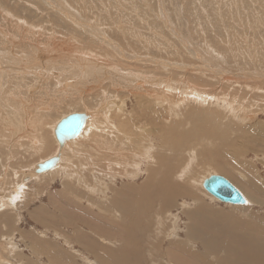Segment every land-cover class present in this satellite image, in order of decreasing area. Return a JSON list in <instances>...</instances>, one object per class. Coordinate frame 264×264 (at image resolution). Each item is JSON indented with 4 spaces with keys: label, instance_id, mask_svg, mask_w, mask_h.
<instances>
[{
    "label": "rangeland",
    "instance_id": "rangeland-1",
    "mask_svg": "<svg viewBox=\"0 0 264 264\" xmlns=\"http://www.w3.org/2000/svg\"><path fill=\"white\" fill-rule=\"evenodd\" d=\"M130 66L134 70H129ZM186 67L191 68L187 78L182 72ZM201 68L208 71L202 79ZM222 72L234 82L252 87L230 89L211 79L221 81L218 74ZM263 75L264 0H0V180L7 183L0 181V200L5 198L0 201V264H55L58 256L69 264H177L170 254L187 262L198 257L210 260L209 264H217L216 258L222 264H242L249 261L244 257L245 246L254 249L256 259L262 258L257 248L264 247ZM171 87L177 91L171 92ZM198 91L202 95L195 93ZM197 95L217 102L201 108ZM233 95L238 96L230 99ZM252 95L256 101L250 100ZM240 98L246 100L240 102ZM157 102L164 106H155ZM105 106L112 111L106 117ZM153 108L158 114L150 115ZM75 113L90 117L82 135L92 134L87 143L80 140L59 149L53 129ZM113 113L122 116V127L129 126V119L147 125L150 117H161L163 124L169 117V130L175 124L179 127L174 135L193 130L188 120L194 114L204 117L214 113L218 119L201 125L202 129L214 126L220 132L217 142L192 131L189 136L197 139L183 143L194 145L191 148L197 154L191 169H183L190 149L171 154L178 160L170 171L172 191L165 210L160 207L167 193L158 182L149 188L151 199L159 201L154 208L145 202L139 205L140 199L129 191L133 185H146L148 163L162 150L159 137L147 140L151 143L149 162L144 160L137 176L133 175L136 159L129 135V148L113 152L103 145L104 152L97 149L100 153L91 149L114 131ZM198 118L195 115L193 119ZM185 120L184 126L178 124ZM245 127H249L251 139L240 132ZM93 133H103L104 138H93ZM171 141L172 137L166 136L161 146L169 147ZM132 145L143 148L144 144ZM208 148L207 156L203 153ZM59 152H63L64 174L53 172L54 167L35 174L39 163ZM237 163L246 165L240 166L243 171ZM31 170L37 178L24 175ZM214 175L229 180L248 204L227 205L207 193L203 183ZM17 188V198L11 204L10 196ZM111 201L125 211L119 214L111 208L109 215L106 209ZM2 203L9 209L4 211ZM89 205L94 211L88 212ZM93 212L105 216L100 219L102 224L93 218ZM95 227L98 235L91 231ZM44 240L50 244L47 255L34 256V243ZM175 243L181 247L173 246ZM157 246L160 258L154 251ZM206 249L211 256L205 254Z\"/></svg>",
    "mask_w": 264,
    "mask_h": 264
},
{
    "label": "bare ground",
    "instance_id": "bare-ground-1",
    "mask_svg": "<svg viewBox=\"0 0 264 264\" xmlns=\"http://www.w3.org/2000/svg\"><path fill=\"white\" fill-rule=\"evenodd\" d=\"M221 6V5H220ZM228 6V5H227ZM236 6V5H235ZM206 11V10H205ZM50 14V13H49ZM201 22V21H200ZM236 24V23H235ZM157 29V28H156ZM226 29V28H225ZM160 30V29H159ZM159 32V31H158ZM229 35V34H228ZM75 37V36H74ZM173 39V38H172ZM175 39V38H174ZM81 40V39H80ZM195 40V39H194ZM77 41H79V40H77ZM207 41V40H206ZM80 42H82V41H80ZM189 42V41H188ZM83 44V43H82ZM174 44V43H173ZM176 44V43H175ZM224 44V43H223ZM188 45V44H187ZM193 45V44H192ZM197 46V45H196ZM191 47H193V46H191ZM194 48V47H193ZM192 49V48H191ZM195 49V48H194ZM211 49V48H210ZM39 50V49H38ZM41 50V49H40ZM207 50V49H206ZM189 51V50H188ZM195 51V50H194ZM198 51H200V49H198ZM207 51H209V50H207ZM196 52V51H195ZM202 52V51H201ZM211 52V51H210ZM48 53V52H47ZM54 55V54H53ZM202 55V54H201ZM214 55V54H213ZM197 56H198V54H197ZM50 57V56H49ZM208 57V56H207ZM210 57V56H209ZM215 57V56H214ZM198 59V58H197ZM199 59H200V57H199ZM198 59V60H199ZM183 61V60H182ZM197 61V60H196ZM172 62H174V61H172ZM185 62V61H184ZM199 62V61H198ZM155 63H158V62H156L155 61ZM178 63V62H177ZM161 64H163V63H161ZM179 64V63H178ZM177 64V65H178ZM182 64V63H181ZM198 64V63H197ZM158 65H160V63L158 64ZM164 65H165V63H164ZM163 65V66H164ZM167 65V64H166ZM172 65V63L170 62V65L169 66H171ZM174 65V64H173ZM176 65V66H177ZM221 65V64H220ZM83 66H84V64H83ZM121 66H123V65H121ZM126 66V65H125ZM168 66V65H167ZM166 66V67H167ZM180 66H183V64L182 65H180ZM180 66H177V70H178V67H180ZM185 66V65H184ZM187 66V65H186ZM216 66H218L217 64H216ZM172 67V66H171ZM203 67V66H202ZM130 68L131 69H129V70H134L133 68L134 67H131L130 66ZM135 68H137V66L135 67ZM170 68V67H169ZM174 68V67H173ZM190 68V67H189ZM196 68V67H195ZM199 68V67H198ZM218 69L219 68H221V67H217ZM222 68H224V67H222ZM231 68V67H230ZM126 69V68H125ZM164 69H165V67H164ZM191 69V68H190ZM190 69H187V67L182 71L183 72V75H185L186 76V78H187V76H191L190 75ZM200 69V68H199ZM198 69V70H199ZM202 69V68H201ZM217 69V70H218ZM163 70V69H162ZM180 70V69H179ZM179 70L177 71L178 73H179ZM194 70V69H193ZM197 70V71H198ZM203 71H201V72H204V73H201L200 72V78L202 79V76L204 77V75L208 72H206L205 73V71H206V68H205V71H204V69H202ZM139 71H141V70H139ZM221 71V70H220ZM247 71V70H246ZM164 72H166V71H164ZM169 72H171L170 70H169ZM196 72V69L194 70V73ZM199 72V71H198ZM172 73H173V71H172ZM175 73V72H174ZM189 73V74H188ZM141 74V73H140ZM197 74H199V73H197ZM125 75V74H124ZM143 75V74H142ZM168 75V74H167ZM219 75V77L222 79L221 81H219L218 79L216 80L215 78H217V77H215V76H218ZM218 75H215L214 77L215 78H211V79H213L214 81H217L218 83H221L223 86H225V87H230V89H235V88H243V87H245V88H251L252 86H250V85H248V84H246V86L244 85V83H240V82H234V81H236V80H233L232 79V77L231 76H229L226 72H222L221 74H218ZM253 75V74H252ZM174 76V75H173ZM176 76V75H175ZM181 76V75H180ZM195 76V75H194ZM206 76V75H205ZM182 77H184V76H182ZM247 77V73L246 74H244V79ZM260 77H261V75H260ZM263 77H264V75H263ZM173 78V77H172ZM197 78V77H196ZM195 78V79H196ZM236 78V77H235ZM165 79H167V78H165ZM169 79V78H168ZM184 79V78H183ZM182 79V80H183ZM200 79V80H201ZM231 79V80H230ZM239 79H240V77H239ZM185 80H183V82H184ZM190 81V80H189ZM203 81V80H202ZM260 81V80H259ZM167 82V81H166ZM165 82V83H166ZM173 82H174V79H173ZM186 82H187V79H186ZM191 82V81H190ZM226 82V83H225ZM163 83V82H162ZM179 83V82H178ZM225 83V84H224ZM262 83H264V82H262ZM261 83V84H262ZM167 84V83H166ZM175 84V83H174ZM177 84V83H176ZM209 84V83H208ZM257 84V83H256ZM161 85H163V84H161ZM171 85V84H170ZM193 85V84H192ZM219 85V84H218ZM254 86V85H253ZM159 87H161V86H159ZM167 87V86H166ZM169 87V86H168ZM163 88V87H162ZM165 88V87H164ZM166 90V89H165ZM169 90L172 92H174L175 90L177 91V89H175V88H169ZM168 90V91H169ZM196 90H198V89H196ZM167 91V92H168ZM164 92V91H163ZM199 92V91H198ZM198 92H195V93H197L198 95H202V94H200V92L198 93ZM169 93V92H168ZM202 93V92H201ZM164 94V93H163ZM227 94V93H226ZM161 95V94H160ZM159 95V96H160ZM169 95H170V93H169ZM198 95H197V97H198ZM228 95V94H227ZM151 96H153V95H151ZM182 96V95H181ZM226 96V95H225ZM238 95H233L232 97H230V99L232 98V99H235L236 97H237ZM161 97H162V95H161ZM166 96H164L163 98H165ZM170 97V96H169ZM215 97H219L218 95L217 96H215ZM171 98V97H170ZM172 98H173V96H172ZM171 98V99H172ZM185 98V97H184ZM256 97H255V95H252L251 97H250V100L252 101V100H254V101H256V99H255ZM144 99V98H143ZM149 99H151V98H149ZM198 101H199V103H200V100H201V108L203 107V106H211L212 105V103L214 102V104L217 102V100L215 99V98H213V97H210V96H205L204 98H203V96H201V97H198ZM145 100V99H144ZM185 100V99H184ZM191 100V99H190ZM225 100V99H224ZM244 100H246V99H244ZM243 100V98H240V100H238V101H240V102H242V101H244ZM174 101H176V100H174ZM178 101H179V99H178ZM183 101V100H182ZM182 101H180L181 103H182ZM186 101L188 102V100L186 99ZM186 101H184V102H186ZM196 101V100H195ZM194 101V102H195ZM250 101V102H251ZM146 103V102H145ZM163 103V102H162ZM196 103V102H195ZM147 105H148V102L146 103ZM154 104V103H153ZM152 104V105H153ZM167 104L169 105V102H167ZM207 104V105H206ZM142 105V104H141ZM155 106H164V105H161V104H158V102L157 103H155L154 104ZM167 105V106H168ZM173 105V104H172ZM171 105V106H172ZM177 105H179V104H177ZM151 106V105H150ZM152 107V106H151ZM199 107V106H198ZM111 108V107H110ZM105 110L104 111H106L105 112V114H104V116L106 115H108V113H109V107L108 106H105V108H104ZM162 109H165V107H163ZM188 110V109H187ZM120 111H121V109H120ZM144 111H145V109H144ZM163 111V110H162ZM112 111H110V113H111ZM158 114V111L156 110V109H151L150 110V115H156V113ZM109 113V114H110ZM75 114H81V113H75ZM83 114H85V113H83ZM93 114V113H92ZM97 114V113H96ZM99 114V113H98ZM115 116L113 117V118H115L116 119V122H114V123H112V127L114 128V131L113 130H111L112 132H110V133H108L107 134V138H105V140L104 141H101V142H96V147H89L88 145L89 144H87V146H86V149L88 150L89 148H91V149H93V150H95V152H97V153H100V152H104V147H105V149L106 150H109V151H113L114 152V150H119V149H122L123 147H127V145H126V142L128 143V141L126 140V137L129 135V137L131 138V140L129 141V144H130V149L131 150H133V152H135L134 153V155H132L135 159H136V161H135V163L132 165V167H133V175L134 176H137V171H139L140 170V168L142 167V164L144 163V160L145 161H147V162H149L148 160H149V158H148V156H149V154H150V151H149V149H150V142L149 141H147V140H149L150 139V141H151V138H153V137H159L160 138V140H161V144H163L164 143V137H166V136H170V137H172V141H171V145L169 146V147H164L163 145L161 146V144H160V147L162 148V150L159 152V153H156L155 154V157H154V159L153 160H155L154 162H152L153 160L151 159V161H150V163H148V166H147V169H146V171H147V174H148V178H147V181L145 182V184L146 185H143V186H141V187H139V186H136V185H133V186H131V187H129V191H130V193H131V196L132 197H135V198H139L138 200V204L139 205H142L144 202V204L145 205H151L152 207L153 206H155L156 204L158 205L159 203V201L157 200V199H151L152 197H150L149 196V194L151 193H149V191L151 190L152 191V189H149L150 188V186L154 183V185H155V183L156 182H158V187L160 188V189H164L165 190V192L167 193V198H164L163 200H161V202L163 201V204H164V206H161L160 208H161V211L162 210H165L163 207H165V208H168L167 206H166V204H165V202H166V200L170 197V195H171V191H172V181H171V178H170V171H171V168H172V165H173V163L174 162H176L178 159V156H172L171 157V154H179V152H180V149L181 148H184V150H189V152H188V155H187V159H186V162H185V166L183 167V169L184 170H186V169H191L190 168V163L193 161V160H195V158H197V154L195 153L196 151H194V149H192L191 147H193L194 145H190V144H183L184 142H186V141H188V140H190V141H192V140H195V139H197V136H195L194 135V138H192V137H190L189 136V133L190 132H192V131H196V132H198V133H201V134H204V136H205V140L207 139V140H210L211 139V141L213 140V141H215V138H219V134H220V132H218V131H216L215 129H214V126L213 127H210V128H205V129H202V127H201V125H203V123L204 122H207L206 124H208V121L210 122L211 121V123H212V120H214V121H218V119L216 118V116H215V114L214 113H207V115L208 114H211L212 116H213V118L211 117V118H209V115L207 116V115H205L204 117H203V115H201V114H194L193 116H191V118L188 120L190 123H192L193 125H194V128H193V130H191V131H189V132H182V133H180V134H178V135H174V131L175 130H177V129H179V127H177L176 126V122H174L173 124H175L174 125V127L172 128V129H170L169 130V128L167 127V125H166V122H168V118L169 117H166V119H164V124L159 120V119H156L155 117H150V119H151V121L149 122V124H147V125H145V122H143V121H134V122H131L130 120L131 119H129V126H127V127H122L120 124H119V121H120V118L122 117V116H118V114H115V113H113ZM186 114V113H185ZM214 114V115H213ZM71 115H74V114H71ZM87 115V114H86ZM95 115V114H94ZM146 115V114H145ZM149 115V114H148ZM162 115H164V114H162ZM195 115H198V119L197 120H195V119H193L194 117H195ZM70 116V115H69ZM80 116H83V117H85L86 118V116L85 115H80ZM105 116V117H106ZM165 116V115H164ZM189 116V115H188ZM187 116V117H188ZM68 117V116H67ZM67 117H65V118H67ZM94 117V116H93ZM95 117H97V116H95ZM94 117V118H95ZM163 117V116H162ZM207 117V118H206ZM65 118H63V119H65ZM93 118V119H94ZM189 118V117H188ZM62 119V120H63ZM124 119H127V118H124ZM61 120V121H62ZM96 120H97V118H96ZM200 120V121H199ZM60 121V122H61ZM92 120L90 119V121L89 122H91ZM111 121V120H110ZM133 121V120H132ZM172 122H173V120H171ZM187 120H185V121H183V122H178V124L180 125V126H184L185 125V122H186ZM60 122L58 123V124H56V126H55V128L53 129V132H54V136H55V130H56V128L58 127V125L60 124ZM93 122V121H92ZM92 122H91V124H92ZM88 123V122H87ZM96 124H97V122H95ZM171 123V122H170ZM107 125H109L108 123H106ZM105 124V125H106ZM111 124V123H110ZM172 124V123H171ZM93 125H95V124H93ZM140 125V126H139ZM144 126L145 127V130L143 129V128H140L141 126ZM148 125H151V129L149 130H147L146 129V126L148 127ZM100 126V125H99ZM142 126V127H143ZM172 126V125H171ZM204 126V125H203ZM210 126V125H209ZM86 127V126H85ZM96 127V126H95ZM108 127H110V126H108ZM87 128V127H86ZM106 128H107V126H106ZM111 128V127H110ZM85 129V128H84ZM84 129H83V131L82 132H84ZM88 129V128H87ZM89 129H90V127H89ZM92 129H94L93 128V126H92ZM96 130V129H95ZM98 130H100V129H98ZM102 130V129H101ZM105 130V129H104ZM138 130H140V132L138 131ZM143 130H144V132H143ZM87 131V130H86ZM92 131V130H91ZM103 131V130H102ZM107 132V131H106ZM139 132V133H138ZM143 132V133H142ZM169 132H171V133H169ZM240 132H242L243 134H245V136H247V138L249 137L248 135H249V132H250V129H249V127H245V128H243V129H240ZM91 134L92 133H90V136H91ZM82 133L78 136V138H76V139H73V140H66L62 145H60L59 143H58V141H57V143H58V146H59V149L61 148H64L67 144H70V143H77V142H79L80 140L84 143V141H86V139H87V137L89 136V134L87 133L86 134V132L82 135ZM191 135H192V133H191ZM251 135V134H250ZM89 136V137H90ZM105 136H106V134H105ZM200 136V135H199ZM202 136V135H201ZM88 137V138H89ZM97 137H100L101 139L102 138H104V134L103 133H93V138H97ZM252 137V136H251ZM55 138H56V136H55ZM187 138H190V139H187ZM209 138V139H208ZM246 138V137H245ZM250 138V137H249ZM179 139H181V140H179ZM204 139V138H203ZM251 139V138H250ZM57 140V139H56ZM97 140V139H96ZM95 140V141H96ZM98 140H100V139H98ZM210 141V142H211ZM92 142V141H91ZM90 142V143H91ZM93 142H94V140H93ZM132 142H134V143H136V144H140V142H143V146H141V147H143V148H140V147H133V145H132ZM198 142H200V141H198ZM215 142H217V141H215ZM220 142V141H219ZM86 143H87V141H86ZM212 144V143H211ZM216 144V143H215ZM217 144H219L220 145V143H217ZM93 145V144H92ZM103 145H104V147H103ZM118 145H120L121 146V148H118L117 146ZM68 147V146H67ZM66 147V148H67ZM129 147H127V148H129ZM214 147H216L217 148V146L215 145ZM212 148V147H211ZM58 149V150H59ZM97 149H100V152L97 150ZM92 150V151H93ZM126 150V149H125ZM124 150V151H125ZM197 150V149H196ZM202 150V149H201ZM204 150V149H203ZM211 149L210 148H208L207 150H205V152L203 153L204 155H207L208 156V152L210 151ZM89 151V150H88ZM15 152V151H14ZM63 152H65V151H63ZM63 152H61V154L63 153ZM18 153V152H17ZM132 153V152H131ZM199 153V152H198ZM61 154H60V152H59V154H58V156H56L55 158H53V160H55V159H57L56 160V163H55V166H54V169L55 170H53V172H60L61 171V174H64L65 173V168L62 166V164H61ZM115 154H117V151L115 152ZM120 155V154H119ZM118 155V156H119ZM125 155V154H124ZM127 155V154H126ZM125 155V156H126ZM130 156V155H129ZM51 157V156H50ZM91 157H93L92 155H91ZM116 158H117V156H116ZM119 158V157H118ZM126 158V157H125ZM69 159V158H68ZM127 159V158H126ZM47 160H49V159H47ZM47 160H45L44 162H46ZM111 160V159H110ZM113 161V160H112ZM126 161H128V160H126ZM43 162V163H44ZM108 163H109V165L110 166H113V163L111 162V161H107ZM43 163H39V165H38V168H37V170H34L35 171V174H40V173H38V170H39V166L41 165V164H43ZM132 163V162H131ZM81 167H82V164L80 163L79 164ZM237 165H238V168L241 170V168H240V166H242V165H244V164H240V163H237ZM237 165H236V167H237ZM216 166V165H215ZM218 166V165H217ZM231 166H233V165H230V167ZM245 167H246V165H244ZM31 167V166H30ZM131 167V168H132ZM33 168V167H32ZM83 168V167H82ZM127 168V167H126ZM130 168V169H131ZM220 168V167H219ZM88 170V168H83V170ZM233 169V168H232ZM237 169V168H236ZM238 169V170H239ZM247 169V168H246ZM249 169V168H248ZM59 170V171H58ZM90 170V169H89ZM108 170V169H107ZM109 170H110V167H109ZM235 170V169H234ZM34 171H26V173H24V175H29V178L31 177V178H33V179H35V178H37V176L36 175H34ZM111 171V170H110ZM161 171H162V176L161 177H159L158 175L161 173ZM237 171V170H236ZM241 171H243V169L241 170ZM249 171V170H248ZM253 171V170H252ZM82 172V171H81ZM89 172V171H88ZM109 172V171H108ZM112 172V171H111ZM137 172V173H136ZM240 172V171H239ZM238 172V173H239ZM254 172V171H253ZM52 173V172H51ZM61 174H59V175H61ZM254 174V173H253ZM256 174V173H255ZM22 175L23 174H21L20 175V180H22ZM252 175V174H251ZM214 176H219V175H214ZM231 176H233V175H231ZM114 177V176H113ZM222 177V176H221ZM3 178V177H2ZM135 178V177H134ZM254 179H256L255 177H253ZM27 179V178H26ZM7 180V179H6ZM103 180V179H102ZM227 180V179H226ZM1 181V180H0ZM16 181H17V175H16ZM16 181H14V182H16ZM229 181V180H228ZM1 182H5L4 180H2ZM89 182H91V180H89ZM103 182H104V180H103ZM106 182V181H105ZM105 182H104V187L105 188H107L106 190H109L110 189V187H107L106 185H105ZM230 182V181H229ZM6 183V182H5ZM11 183V182H10ZM132 183V182H131ZM133 183H135L134 181H133ZM231 183V182H230ZM7 184V183H6ZM148 184V185H147ZM108 185V184H107ZM263 185H264V182H263ZM6 186V185H5ZM203 186H204V183H203ZM234 186V185H233ZM12 187V186H11ZM152 187V186H151ZM156 187V186H155ZM154 187V188H155ZM235 187V186H234ZM21 188H22V186H21ZM166 188V189H165ZM236 188V187H235ZM15 189V188H14ZM205 189V188H204ZM106 190H102V192H105ZM145 190L148 192V193H146V194H144V192H145ZM163 190V191H164ZM13 191V190H12ZM113 191H115V190H113ZM127 191V190H126ZM154 191V190H153ZM264 191V190H263ZM17 192H19V188H17V190H15L14 191V193L10 196V202H11V204L15 201V199L17 198ZM164 192V193H165ZM207 192V191H206ZM240 192V191H239ZM11 193V192H10ZM123 193V192H122ZM154 193H156V191L154 192ZM159 193H160V191H159ZM158 193V194H159ZM208 193V192H207ZM241 193V192H240ZM124 194V193H123ZM144 194V195H143ZM153 194V193H152ZM242 194V193H241ZM102 195H104L103 193H102ZM116 195V194H115ZM165 194H163V196H164ZM211 195V194H210ZM243 195V194H242ZM107 196V195H106ZM156 196H157V194H156ZM183 196V195H182ZM212 196V195H211ZM104 197V196H103ZM108 197V196H107ZM129 197H130V195H129ZM145 197L147 198L146 199V201H144L143 199H145ZM153 197H155L154 196V194H153ZM160 197V196H159ZM158 197V198H159ZM214 197V196H213ZM131 198V197H130ZM215 198V197H214ZM5 198H2L0 201L1 202H3V200H4ZM161 199V198H160ZM159 199V200H160ZM215 199H217V198H215ZM106 200H107V198H106ZM105 200V201H106ZM108 200H109V198H108ZM218 200V199H217ZM88 201H90L91 202V200H88ZM130 202L132 201V200H129ZM219 201V200H218ZM93 202V201H92ZM111 202H113V201H111ZM110 202V203H111ZM118 202V201H117ZM133 202V201H132ZM220 202V201H219ZM249 202V201H248ZM82 203V202H81ZM136 203V202H135ZM222 203V202H221ZM6 203H2V206H4V207H6L5 209H3L4 211L7 209V207H8V209H9V207L10 206H8V205H5ZM9 204V203H8ZM10 204V205H11ZM83 204V203H82ZM81 204V205H82ZM161 204V203H160ZM225 204V203H224ZM80 205V206H81ZM120 204L119 203H112V204H108L107 206L109 207L108 209H106L107 211H108V214L109 215H111V208L113 209V210H117V211H119V214H121V213H123L124 211H125V209L123 210L120 206H119ZM131 205V204H130ZM144 205V206H145ZM227 205H230V204H227ZM247 204H244V205H240V204H238V205H233V206H246ZM11 206H13V205H11ZM75 206V205H74ZM79 206V205H78ZM79 206V207H80ZM96 206H98V208H99V210H104V209H102L103 207H102V205H97L96 204ZM137 206V205H136ZM135 206V207H136ZM83 207V206H82ZM81 207V208H82ZM158 207V206H157ZM97 208V209H98ZM130 208H131V206H130ZM137 209H138V207H136ZM140 208H141V206H140ZM146 208V207H145ZM144 208V209H145ZM151 208V207H150ZM154 208V207H153ZM82 209H84V207L82 208ZM88 209V208H87ZM123 211H122V210ZM148 209V208H147ZM159 209V208H158ZM2 210V211H3ZM127 210V209H126ZM132 210H133V208H132ZM142 210V209H141ZM150 210V209H149ZM0 211H1V209H0ZM81 211V213H82V210H79V212ZM87 211V210H86ZM85 211V212H86ZM91 211H94V209H93V206L92 205H89V210H88V212H91ZM136 211V210H135ZM143 211V210H142ZM87 212V213H88ZM145 212V211H144ZM2 213V212H1ZM142 213V212H141ZM147 213V212H146ZM163 213V212H162ZM93 214V218H95L97 221H99L100 219H102V217H104L105 218V216H103L102 214H101V212H99V213H92ZM107 214V213H106ZM105 214V215H106ZM118 214V215H119ZM145 214V213H144ZM117 215V216H118ZM147 215H148V213H147ZM146 215V216H147ZM160 215V214H159ZM132 216H133V214H132ZM148 216H150V215H148ZM106 218H108V217H106ZM105 220V219H104ZM7 222L8 223H10L11 221L10 220H7ZM100 222H101V224H102V221L100 220ZM105 222V221H104ZM107 222V221H106ZM98 223V222H97ZM112 223V225L114 224L113 222H111ZM152 223H153V221H152ZM96 224V223H95ZM109 224V223H108ZM99 225V224H98ZM102 226V225H101ZM117 227H119L118 226V224L116 225ZM99 227V226H98ZM98 227H95L94 229H91V231L92 232H94L93 234H97L98 233V231H97V229H98ZM108 228H110V226L108 225ZM121 230L122 229H125V228H122V227H119ZM81 234H83V233H81ZM103 234V233H102ZM80 235V234H79ZM98 235V234H97ZM99 236H101V235H99ZM204 236V235H203ZM97 238V237H96ZM100 239V238H99ZM7 240V239H6ZM42 241V240H41ZM126 243H127V241H126ZM11 244V243H10ZM54 244H56V243H54ZM48 245H50L49 244V242L47 243L45 240L43 241V242H39V241H37V242H35L34 243V246H33V248H35V250H34V256H36V254H39V255H47V246ZM53 245V244H52ZM173 246H175V247H181V245L180 244H178V243H175ZM58 250H60L61 249V247L60 246H55ZM130 247V246H129ZM132 247V246H131ZM159 248H160V246H157V249H153L155 252H157V254L158 255H156V254H154V255H156L158 258H160V251H159ZM102 249H103V247H102ZM257 249H259V253H257L258 255H260V256H262V258H255L254 256H253V251H254V249H252V248H249V247H247V246H245L244 248H243V250H244V257L246 258V259H248L249 261L248 262H245V263H242V264H264V247H261V246H259ZM179 250H181V248H179ZM247 251V252H246ZM246 252V253H245ZM96 253V252H95ZM97 254V253H96ZM101 254V253H100ZM121 254H123V253H121ZM125 254V253H124ZM205 254L207 255V256H211L210 255V251L209 250H207L206 249V252H205ZM105 256L107 255V256H112V253L111 252H105V254H104ZM78 256V255H77ZM59 258L56 260V263L55 264H69L64 258H62L61 256H58ZM113 257V256H112ZM34 258V257H33ZM97 258L98 259H100V258H102L100 255H98L97 256ZM106 258V257H105ZM158 258H156V259H158ZM170 258L171 259H175V261H176V263L177 264H205L206 262H208V263H206V264H209V262H210V260H208V259H204L203 261L202 260H200V259H198V257H194V259L192 260V261H190V262H187V261H185V260H183V259H179L178 258V256H172L171 254H170ZM3 259H1V261H2ZM30 260V259H29ZM71 260V259H70ZM108 260H109V258H108ZM229 261H230V258L228 259ZM258 260V261H257ZM106 261V260H105ZM110 261V260H109ZM211 261H214V260H211ZM216 261H217V264H222V262H221V260H220V258H216ZM73 262V261H72ZM75 262V261H74ZM107 263H109L108 261H106ZM5 263V262H4ZM71 263V262H70ZM76 263V262H75ZM74 264V263H73ZM78 264V263H77Z\"/></svg>",
    "mask_w": 264,
    "mask_h": 264
},
{
    "label": "water",
    "instance_id": "water-1",
    "mask_svg": "<svg viewBox=\"0 0 264 264\" xmlns=\"http://www.w3.org/2000/svg\"><path fill=\"white\" fill-rule=\"evenodd\" d=\"M85 115V117L80 116ZM90 118V117H89ZM86 114H74L63 119L55 130V136L60 145L66 140L78 138L88 122ZM56 160L49 159L39 166L38 173L43 174L52 171ZM205 190L217 198L220 202L230 205L248 204V200L237 188H235L226 178L221 176H210L204 183Z\"/></svg>",
    "mask_w": 264,
    "mask_h": 264
}]
</instances>
